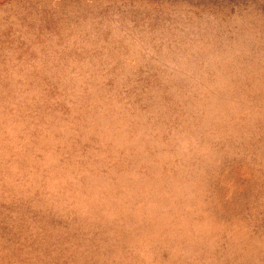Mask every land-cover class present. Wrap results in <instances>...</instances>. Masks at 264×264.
Wrapping results in <instances>:
<instances>
[{
    "label": "rangeland",
    "instance_id": "374dc122",
    "mask_svg": "<svg viewBox=\"0 0 264 264\" xmlns=\"http://www.w3.org/2000/svg\"><path fill=\"white\" fill-rule=\"evenodd\" d=\"M0 264H264V0H0Z\"/></svg>",
    "mask_w": 264,
    "mask_h": 264
}]
</instances>
